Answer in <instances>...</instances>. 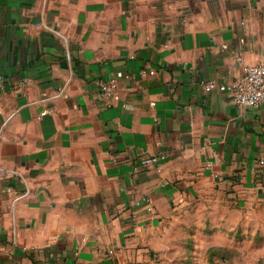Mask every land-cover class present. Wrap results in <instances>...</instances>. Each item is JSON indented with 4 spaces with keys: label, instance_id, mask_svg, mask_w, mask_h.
I'll return each mask as SVG.
<instances>
[{
    "label": "crops",
    "instance_id": "1",
    "mask_svg": "<svg viewBox=\"0 0 264 264\" xmlns=\"http://www.w3.org/2000/svg\"><path fill=\"white\" fill-rule=\"evenodd\" d=\"M237 55L264 64V0H0V264H124L209 219L264 239V105L203 88Z\"/></svg>",
    "mask_w": 264,
    "mask_h": 264
},
{
    "label": "rangeland",
    "instance_id": "2",
    "mask_svg": "<svg viewBox=\"0 0 264 264\" xmlns=\"http://www.w3.org/2000/svg\"><path fill=\"white\" fill-rule=\"evenodd\" d=\"M159 234L157 248L141 246L124 264H264V239L204 223H179Z\"/></svg>",
    "mask_w": 264,
    "mask_h": 264
},
{
    "label": "built area",
    "instance_id": "3",
    "mask_svg": "<svg viewBox=\"0 0 264 264\" xmlns=\"http://www.w3.org/2000/svg\"><path fill=\"white\" fill-rule=\"evenodd\" d=\"M236 61L242 65V74L229 83H219L210 79L205 81L203 88L206 92L219 90L228 92L233 96L235 104L241 107L257 108L264 105V64H246L242 56L237 55ZM155 73V71H151ZM102 95L110 102L116 103L121 100L119 81L117 78L110 80L100 79L99 81ZM0 86L2 84L0 83ZM1 112V110H0ZM47 111H42L40 116L46 115ZM264 164V160H259L256 170ZM110 255L114 253L109 251Z\"/></svg>",
    "mask_w": 264,
    "mask_h": 264
}]
</instances>
